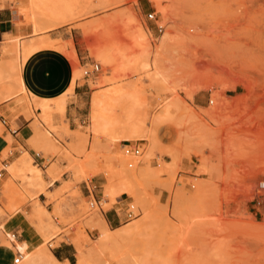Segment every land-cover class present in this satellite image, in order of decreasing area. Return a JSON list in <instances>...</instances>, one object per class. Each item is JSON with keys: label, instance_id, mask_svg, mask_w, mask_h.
Here are the masks:
<instances>
[{"label": "rangeland", "instance_id": "obj_1", "mask_svg": "<svg viewBox=\"0 0 264 264\" xmlns=\"http://www.w3.org/2000/svg\"><path fill=\"white\" fill-rule=\"evenodd\" d=\"M157 1L0 0V20H9L0 24V135L2 119L14 129L20 115L34 131L33 155L22 149L11 160L8 146L0 156L7 160L0 169L16 167H4L0 185V245L32 257L71 242L67 264H264V5ZM65 11L72 18L54 25ZM165 33L157 70L151 56ZM47 37L74 53L71 62L56 50L36 51L38 61L55 55L61 74V58L74 73L62 108L48 102L50 121L40 109L28 112L32 94L16 81L23 47ZM211 53L231 69H219ZM91 62L100 71L87 79L83 65ZM75 85L84 104L70 130L65 104ZM97 95L105 105L93 134ZM198 126L206 139L186 134ZM128 142L140 144V156H125ZM25 225L38 236L30 252L18 238Z\"/></svg>", "mask_w": 264, "mask_h": 264}, {"label": "crops", "instance_id": "obj_2", "mask_svg": "<svg viewBox=\"0 0 264 264\" xmlns=\"http://www.w3.org/2000/svg\"><path fill=\"white\" fill-rule=\"evenodd\" d=\"M8 21V19H1L0 24ZM47 42H52L58 47L44 45V43ZM27 46L29 49L24 58L22 57L21 63L26 59L27 61L22 74L20 71V77L25 89H27V91L32 94L33 98L37 100L43 99L51 101V99L58 100L60 98H65V95L70 92L74 83V73L71 78V70L68 63H66V61L61 58L63 62V70L61 74L59 72L60 59H58V56L55 57V55L47 54L44 61H38L39 59H35L37 56H40L36 51L52 49L59 51L72 62V60L65 53V51H67L65 46L59 44L54 39L49 37L30 42ZM37 70H39L38 74L35 73ZM78 87V85L74 86V96L70 97L65 104V118L70 130H72L75 126L76 119L81 116L80 109L82 108V104H84L82 97L84 92L78 91ZM31 123V118L27 119L23 115H20L16 121V128L11 129V123H8V125L5 126L6 132H3L2 135H0V156L3 150L8 146H10L12 149L9 156V159L11 160H15L20 157L22 154V149L33 155L32 148L29 144V140L34 135ZM5 161L7 162V160H4L2 165H4ZM24 161L28 162L26 157L21 160L22 164ZM43 162L44 160L40 161L38 164L42 165L43 167ZM7 166L9 165H6L5 167ZM42 170L45 171L46 168ZM8 176L9 174L4 170L0 179V185L2 183L1 181H5ZM45 177L49 179L47 175H45ZM57 181L58 180L55 179L53 184H55ZM39 196L43 197L44 194L40 192ZM2 201L6 203V199L4 197H2ZM121 201L123 200L121 199ZM107 219L109 220L108 216ZM15 224L17 225V221ZM20 230L21 233L18 235V238L20 237L21 242L28 241L30 244H33L34 240L38 237L32 233V230L30 231L27 225L21 226ZM17 252L18 251L12 249L11 246L8 247L6 245H0V264H12L13 257ZM52 256L59 262L61 261L70 263V259L75 256V246L71 242L61 243L56 247V253H52Z\"/></svg>", "mask_w": 264, "mask_h": 264}, {"label": "bare ground", "instance_id": "obj_3", "mask_svg": "<svg viewBox=\"0 0 264 264\" xmlns=\"http://www.w3.org/2000/svg\"><path fill=\"white\" fill-rule=\"evenodd\" d=\"M32 1H34V0H32ZM152 2L156 6L159 5V2L157 0H152ZM247 2L249 4H251V6L264 5V0H248ZM161 11L163 13L166 12L164 9H161ZM71 18H72V14L70 13V11H65L64 13H61V15H59L56 18L54 25H58V24H61V23H65L66 21L70 20ZM169 39H170V36H169L168 33H165L162 36V38L160 40V45L158 46V48L155 51V53L153 54V56H151V57H153L152 60H151L152 63H150V64H152V67L154 66V68H156V69L158 68L159 69L160 62L162 61L163 52H165V51L168 50V41H169ZM44 45L58 47L56 44H53L52 42L44 43ZM28 49H29L28 46H24L23 47L22 52H21V55H20L21 59H22V57L24 58V56L26 55ZM65 53L68 55V57L70 59H74V53H73V51H65ZM150 54H152V53H150V49L146 48L145 51L143 52V57L146 58V59H148L147 57ZM210 55H211V58H213L214 60H219V63L217 64V66L219 67V69H221L222 71H226V70L231 69L230 67L226 66L224 62H222L223 59L219 55H217V53H215V54L214 53H211ZM148 64L149 63L147 61V63L145 65L147 66ZM160 72L161 71H159V73ZM16 81H17L18 87L24 93L27 94V90L25 89L24 84L22 82V79L20 77V66H18V69H17V78H16ZM27 95H29V94H27ZM7 96H8V94H7ZM32 98H33V96H32ZM63 99L64 98H60L58 100H54L55 101L54 104H55V108L56 109L59 110V109L62 108V106H63ZM246 99H245V101H246ZM48 102H49V100H43V99L42 100H37V99L33 98V104L27 103V104H25V107L28 109V112H29L30 109L33 110V108H37L38 110L40 109L42 111V115L43 114L44 115H47V114H49V110L52 108L51 105ZM104 105H105V103H104V97H102L101 95H97V96L93 97V99H92V112H91L92 124H91V126H89V129L91 130V132L93 134L96 133V132H98L99 129H100V124L103 121L102 111H103ZM247 108H250L249 105H246L245 106V109H247ZM23 112L25 113V112H27V110L26 111L24 110ZM49 115L51 116V114H49ZM49 115H47L48 116L47 119H44L45 121L48 120V118H51V117H49ZM42 119H40V120L43 121ZM37 121H38V119H37ZM41 121H39V122H41ZM48 121H50V120H48ZM35 124H37V122ZM245 124H246V122H245ZM200 125H201V123H200ZM260 130H259V132L257 130V132L260 133ZM251 132H252V130H251ZM186 134L188 136H194V138L199 139V140H204V139H206L208 137V133L206 131V127L205 126L204 127H202V126L195 127L192 132H189V133H186ZM247 152H249V151L247 150ZM23 164L25 165V168H28V165H27V162L26 161H24ZM3 167H5V166H3ZM7 167L10 168V169H14V170L16 168L15 166H14L15 167L14 168L13 165H10V166H7ZM28 170L33 171L30 168H28ZM39 177H40L39 171H36V173H34L33 180L36 181L37 179H39ZM0 199L2 201V197ZM102 237H105L106 238V233H103L102 234ZM10 238H11V240H16L17 239L16 237L14 238L12 236V233L10 235ZM20 247L23 248L24 250L30 252L31 249H32V244H30L29 242L27 243V242L24 241V242H22V244H20ZM28 257H29V254L27 256L22 255V259H26ZM67 263L68 262H65V264H67ZM23 264H58V261L51 254H49L46 251H43L42 253L35 254L32 257H29L28 260L25 261Z\"/></svg>", "mask_w": 264, "mask_h": 264}, {"label": "built area", "instance_id": "obj_4", "mask_svg": "<svg viewBox=\"0 0 264 264\" xmlns=\"http://www.w3.org/2000/svg\"><path fill=\"white\" fill-rule=\"evenodd\" d=\"M154 12H150L147 14V18L148 19H152L154 18ZM84 69H83V77L84 78H90L92 75H94L95 73L99 72L100 71V64L99 63H95V62H91L90 64H87L85 63L83 65ZM2 123L6 126L7 123H6V120L5 119H2ZM123 153L125 154V156H129V157H138L141 155L142 153V149H141V146L140 144H132V143H126L123 145ZM36 156H39L38 154H36ZM4 160L0 161L1 163L3 162ZM129 166H131L132 164L129 163L128 164ZM4 167L0 169V179L2 177V172L4 171ZM95 203H98L96 202V200H94ZM90 205L92 206L93 203L90 202ZM125 216L128 218V219H131L133 217H135L136 215L134 214V210H133V206H129L126 211H125ZM16 234L17 233H12V236L15 238L16 237ZM22 260V253L20 252H17L16 255H14L13 257V264H18L20 261Z\"/></svg>", "mask_w": 264, "mask_h": 264}, {"label": "trees", "instance_id": "obj_5", "mask_svg": "<svg viewBox=\"0 0 264 264\" xmlns=\"http://www.w3.org/2000/svg\"><path fill=\"white\" fill-rule=\"evenodd\" d=\"M58 256V255H57Z\"/></svg>", "mask_w": 264, "mask_h": 264}]
</instances>
